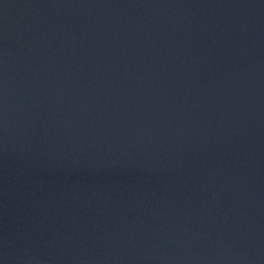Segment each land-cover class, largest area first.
Here are the masks:
<instances>
[{
    "label": "water",
    "instance_id": "1",
    "mask_svg": "<svg viewBox=\"0 0 264 264\" xmlns=\"http://www.w3.org/2000/svg\"><path fill=\"white\" fill-rule=\"evenodd\" d=\"M0 264H264V0H0Z\"/></svg>",
    "mask_w": 264,
    "mask_h": 264
}]
</instances>
